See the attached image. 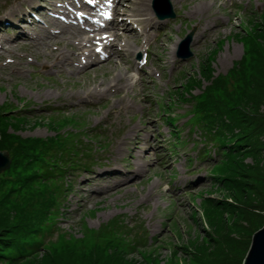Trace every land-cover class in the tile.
I'll return each mask as SVG.
<instances>
[{
  "label": "rangeland",
  "instance_id": "obj_1",
  "mask_svg": "<svg viewBox=\"0 0 264 264\" xmlns=\"http://www.w3.org/2000/svg\"><path fill=\"white\" fill-rule=\"evenodd\" d=\"M243 1L231 5L224 0H172L177 16L155 23L162 34L151 48L144 72L125 61L134 49L128 41L127 55L61 77L68 69L67 41L73 36L62 27L58 46H41L60 27L51 18H42L35 30L23 27L37 43H20L10 51L7 45L15 42L8 39L13 34L0 35V59H11L0 64V108L3 102L9 109L17 108L10 112L22 121L16 132L44 139L56 136V130L59 138L72 137L74 131L94 145L93 163L84 172H73L71 180L69 176L71 185L62 199L49 194L51 189L56 193L58 179L45 180L34 165L20 171L9 165L0 174V264H239L243 260L253 233L264 225V63L260 61L264 28L258 29L264 14L252 16L253 24L246 23L248 8L258 5L259 12L264 6L251 2L245 9ZM125 2L127 9L145 8L152 16L146 0ZM192 26V58L177 60L175 51ZM212 51L213 56L208 55ZM202 58L213 75H226L229 85L224 99L230 132L222 160L213 153L214 146L211 158H199L204 142L190 130L188 120L196 99L171 92L188 76L199 77L197 64ZM239 61V72L230 76ZM124 75L132 79V95L98 89ZM207 83L201 78V85ZM191 92L196 96L199 89ZM164 105L167 113L162 111ZM167 114L175 117L174 127L164 122ZM67 117L72 120L63 122ZM56 122L63 123L53 128ZM174 130L185 139L183 145L175 144L170 133ZM167 141L175 153L166 150ZM229 147L234 155L224 161ZM96 162L106 166L89 172ZM182 166L194 182L180 176ZM220 167L228 178L212 179V170ZM22 199L30 211L34 208L35 216L49 207L50 199L54 219L44 220L39 231ZM116 223L125 226L129 236L113 234ZM106 234H113L114 244L107 243ZM136 238L143 243L135 244Z\"/></svg>",
  "mask_w": 264,
  "mask_h": 264
},
{
  "label": "trees",
  "instance_id": "obj_2",
  "mask_svg": "<svg viewBox=\"0 0 264 264\" xmlns=\"http://www.w3.org/2000/svg\"><path fill=\"white\" fill-rule=\"evenodd\" d=\"M258 25V29L264 28V15L262 16L261 22ZM258 29L256 30V34L260 31ZM213 53L214 52L212 51V53L208 55L213 56ZM262 58L263 59H260V61L264 63V56ZM238 63H241V65L236 64L235 68L230 70V76L233 75V77H235V75H237L239 72L240 66H242V61H239ZM197 67V73L199 74V77H196L195 75L188 76L182 83H180V87H175L172 92L176 96L182 98H185V95L188 93L189 97H194L196 99L192 108V116L195 120L194 122H196L198 126L204 130V139L206 140L207 136L211 141L214 142L213 144L218 152H221L220 155L222 158L225 152V136L228 131L230 132L224 99L226 92L227 94L229 93V85L227 83L226 75H213V69L206 61V58H204V60L203 58L200 59ZM201 78L205 81H208V83L206 85H201ZM197 88L199 89V93L196 96L192 95V89ZM197 98H199V101H197ZM1 106L0 149H5L9 152L11 157V168L15 171H20L21 169L27 168L29 165H34L37 167L39 175L45 180L58 179L59 185L56 187L57 191L54 193L51 189L49 192L50 196L56 198L57 196L63 194L65 192L63 180L69 175L68 173L79 168L78 160H81V156L85 154L84 151L86 150L81 147L84 146L85 143H83L82 140H79L80 142L78 143L76 138H73V136L72 139L65 136L59 138L58 134H55L56 136L47 137L44 139L22 137L16 132L17 130H15L20 129L22 126V121L20 119H13L12 115L10 114L12 111L6 110L5 104H1ZM197 118H199V120ZM232 124L233 123H230V125ZM52 127L55 128L56 125L53 124ZM9 128L14 131H9ZM232 136L234 137L235 141H238L236 134H232ZM86 151L89 152L88 149ZM203 152L206 154L208 150L204 149ZM233 152L234 151H232V148L229 147V151L226 152V158L224 161L232 157L234 155ZM85 156H89V153H86ZM224 169L226 170L225 167ZM218 170L219 171L214 169L212 170L211 173L214 174V176L211 175L212 179L214 178L217 181H221L228 178L222 167H220ZM4 172H6V170ZM22 200L26 202L25 199ZM51 204L52 202L49 199V207H43V211H41L36 216L33 212L34 208H31V211L28 209L27 202L23 205L25 210L32 217L31 220L34 223L33 226H37L39 231L44 228V220L48 219V221H52L54 219V215L51 212ZM49 216L51 218H49ZM112 228L116 230L115 232L112 231L113 234L115 233L119 238L121 235H123V233L129 236V233L125 230L126 227L121 224L116 223ZM132 228L133 227H131V229ZM113 234L105 235V237L108 239L106 240L107 243L114 244L110 238ZM134 243L140 245L143 243V240L136 238ZM242 261H240L239 264H242Z\"/></svg>",
  "mask_w": 264,
  "mask_h": 264
},
{
  "label": "water",
  "instance_id": "obj_3",
  "mask_svg": "<svg viewBox=\"0 0 264 264\" xmlns=\"http://www.w3.org/2000/svg\"><path fill=\"white\" fill-rule=\"evenodd\" d=\"M0 153L5 156V163L0 166L1 173L9 167L11 159L6 150H0ZM242 264H264V225L253 233Z\"/></svg>",
  "mask_w": 264,
  "mask_h": 264
},
{
  "label": "snow or ice",
  "instance_id": "obj_4",
  "mask_svg": "<svg viewBox=\"0 0 264 264\" xmlns=\"http://www.w3.org/2000/svg\"><path fill=\"white\" fill-rule=\"evenodd\" d=\"M88 2H89V3H94V2H95V0H88ZM109 2H111V0H109ZM104 15H105L106 17L110 18L109 14L105 13ZM97 51L99 52V51H100V49H99V48H97Z\"/></svg>",
  "mask_w": 264,
  "mask_h": 264
},
{
  "label": "bare ground",
  "instance_id": "obj_5",
  "mask_svg": "<svg viewBox=\"0 0 264 264\" xmlns=\"http://www.w3.org/2000/svg\"><path fill=\"white\" fill-rule=\"evenodd\" d=\"M4 157H5V156H3V155L0 153V166H1V165L3 166V164L5 163V161H4Z\"/></svg>",
  "mask_w": 264,
  "mask_h": 264
}]
</instances>
